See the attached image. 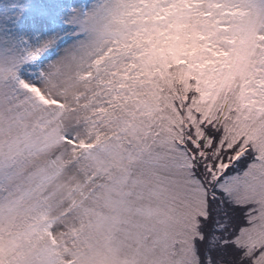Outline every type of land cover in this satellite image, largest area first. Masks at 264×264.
<instances>
[{"label": "snow or ice", "instance_id": "snow-or-ice-1", "mask_svg": "<svg viewBox=\"0 0 264 264\" xmlns=\"http://www.w3.org/2000/svg\"><path fill=\"white\" fill-rule=\"evenodd\" d=\"M0 264H264V0H0Z\"/></svg>", "mask_w": 264, "mask_h": 264}]
</instances>
